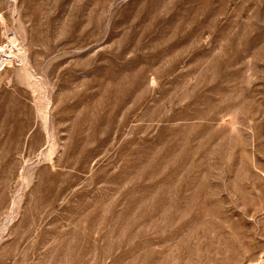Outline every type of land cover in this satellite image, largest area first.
I'll return each mask as SVG.
<instances>
[{"label": "rangeland", "instance_id": "rangeland-1", "mask_svg": "<svg viewBox=\"0 0 264 264\" xmlns=\"http://www.w3.org/2000/svg\"><path fill=\"white\" fill-rule=\"evenodd\" d=\"M0 264H264V0H0Z\"/></svg>", "mask_w": 264, "mask_h": 264}, {"label": "bare ground", "instance_id": "bare-ground-1", "mask_svg": "<svg viewBox=\"0 0 264 264\" xmlns=\"http://www.w3.org/2000/svg\"><path fill=\"white\" fill-rule=\"evenodd\" d=\"M34 77V76H33Z\"/></svg>", "mask_w": 264, "mask_h": 264}]
</instances>
